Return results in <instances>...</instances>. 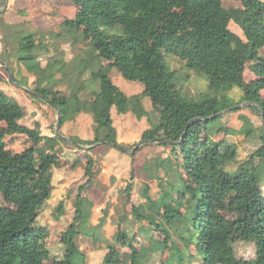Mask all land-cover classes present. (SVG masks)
I'll use <instances>...</instances> for the list:
<instances>
[{"label": "trees", "instance_id": "obj_1", "mask_svg": "<svg viewBox=\"0 0 264 264\" xmlns=\"http://www.w3.org/2000/svg\"><path fill=\"white\" fill-rule=\"evenodd\" d=\"M69 1L75 15L61 27L93 54L90 62L95 63L89 70L98 81L95 99L80 107L77 95L57 97L53 85L44 84L53 78L56 61L42 66L32 53L40 44L34 33H22L17 36L16 52L22 53L17 60L36 76L39 87L34 92L59 111L60 125L73 117L70 108L73 115L92 114L94 137L75 141L82 144H118L111 109L149 120L147 102L158 119L142 132L140 143L158 139L155 143L167 149L164 158L156 161L157 167L166 169L165 186L158 183L159 190L153 193L146 183L144 202L131 207V221L146 224L133 226L122 215L105 240L100 264H146L152 253L168 250L170 258L191 247L195 254L188 255L198 257L199 264H240L234 250L237 242L255 244L250 264H264V2L240 0L239 7L226 9L223 0ZM230 21L239 26L243 38L229 28ZM27 49L31 52L23 54ZM169 57L204 76L205 91L185 94ZM246 67L253 75L248 82ZM112 68L128 81L141 82L143 90L124 94L109 76ZM233 88L241 91L238 101L228 94ZM242 103L262 123L257 128L248 116H238L242 123L238 132L251 137L257 131L259 142L247 158L239 160L237 145L227 140L236 133L234 129L212 123L224 113L239 111L236 106ZM221 111L225 112L217 115ZM24 116L18 101L0 88V264H89L75 239L84 235L97 243L104 233L105 208L98 223L89 228L94 203L87 192L95 185L94 160L85 156L86 181L77 188L73 219L59 235L63 253L51 256L47 229L37 219L52 196V167L59 164L57 150L63 139L55 133L41 134L38 122L33 127L21 124ZM17 135L25 136L31 145L11 152L6 138ZM131 189L127 184L128 201ZM63 213L60 201L54 216L58 220ZM154 231L163 238H153ZM136 236H143L147 244L137 245Z\"/></svg>", "mask_w": 264, "mask_h": 264}, {"label": "rangeland", "instance_id": "obj_2", "mask_svg": "<svg viewBox=\"0 0 264 264\" xmlns=\"http://www.w3.org/2000/svg\"><path fill=\"white\" fill-rule=\"evenodd\" d=\"M261 1L264 2V0ZM239 6L240 0H223V7L226 9ZM75 10L69 0H0V88L13 96L23 107L25 116L20 120V123L33 127L34 123L38 122L43 135L55 133L57 111L34 92L39 87L35 83L36 76L29 73L25 65L17 60V57L22 54L16 52L17 36L22 33H34L36 42L40 44L32 53L37 54L41 65L45 66L47 61H56L53 66L56 70L53 78L47 79L44 84H52L57 97L77 95L80 107L85 106L94 101V92L98 88V81L91 78L92 74L89 70L92 68L90 59L93 54L83 41H77L76 37L71 39L67 35V31L61 27V23L65 19L74 17ZM229 28L243 38L241 29L234 22L230 21ZM56 33H60V36H55ZM30 52L27 49L23 54ZM4 60L8 62V65ZM168 61L171 68L176 70L178 85L185 94L196 96L205 91L207 81L204 76L184 69L173 57H169ZM6 69L12 74L15 82L11 81ZM109 76L112 82L127 96L138 94L144 88L141 82L124 79L115 68L109 71ZM244 79L246 82L253 79V75L247 67L244 70ZM228 94L234 101H238L241 91L238 88H233ZM144 103H146L145 108L150 112L149 120L146 117L137 119L132 112L117 114L114 108L111 109V118L116 129L118 144L130 151L139 145L133 154L123 152L112 145L76 143L75 141L83 142L93 139L94 121L90 112L81 111L73 115L74 108H70L73 117L60 125L58 131L68 140L63 139L58 144L57 160L59 164L52 167V184L54 186L52 196L40 209L37 219L38 224L47 229L46 243L51 256L59 257L63 253L64 247L59 240V235L71 223L77 188L86 181L84 175L85 156H91L94 160L95 177L94 187L87 192L90 200L94 203L89 228L98 223L99 217L102 215L101 210L106 209V223L100 241L94 243L90 237L84 235H79L75 239L79 249L86 255L88 263L100 264L106 252L105 240L111 237L116 223L122 215L126 214V217H129V223L133 226L146 224L145 222L131 221V207L144 202L142 189L146 183H149L153 193L159 190L158 183L165 186L166 169L157 167L156 161L164 158L167 149L156 143H140L142 132L156 124L158 119V114L151 111L147 102ZM240 115L248 116L253 126L257 128L261 126L262 122L259 116L245 107H241L237 112L224 113L221 120L215 121L212 126L216 127L221 123L227 128L234 129L236 133L227 136V140L237 145V159L242 160L247 158L259 142L257 131L251 137H246L238 132L242 124L238 118ZM2 124L3 122H0V125ZM162 135L163 130L159 128L158 136ZM223 136V134L217 135V137ZM6 143L11 152H19L31 145L23 135L7 137ZM233 167L234 165L231 166V168ZM129 183L132 185V189L128 201L125 189ZM60 201L64 203V213L57 220L54 213ZM168 229L173 240L182 248L181 241L174 230ZM152 236L156 239L163 238V235L157 231H154ZM136 243L137 245L143 243L146 245L147 240L143 236H136ZM98 246L101 249H98ZM122 250L128 252L127 248ZM234 250L236 256L241 260L240 264H250V261L255 258L256 249L253 243L237 242L234 244ZM188 252L194 255V247H191L189 251L185 249L183 253L170 258L168 250H164L162 253H152L145 261L146 264H162L168 258L165 264H199L200 259L189 257ZM179 256H181L180 259Z\"/></svg>", "mask_w": 264, "mask_h": 264}, {"label": "water", "instance_id": "obj_3", "mask_svg": "<svg viewBox=\"0 0 264 264\" xmlns=\"http://www.w3.org/2000/svg\"><path fill=\"white\" fill-rule=\"evenodd\" d=\"M2 65H4L3 63H1ZM7 70V69H6ZM7 72H8V70H7ZM8 74H9V77H10V79H11V81L12 82H15V79H14V77L12 76V74L10 73V72H8ZM245 104H239V105H237L236 106V108L237 109H239V108H241V107H243ZM225 111H221V112H219L217 115H220V114H222V113H224ZM216 115H214V117H215ZM59 128H60V113H59V111H57V124H56V129H55V134H57L58 136H60L62 139H65V140H68V138H66V137H64V136H61L60 134H59ZM148 143H155V142H158V139H156V140H151V141H147ZM142 144L144 143V142H141ZM79 146V145H78ZM112 146H114V147H116V148H118V149H120L121 151H123V152H126V153H130V154H133L134 152H135V150L139 147V145H136L134 148H132V150L130 151V150H127L126 148H124V147H121L120 145H118V144H112Z\"/></svg>", "mask_w": 264, "mask_h": 264}, {"label": "crops", "instance_id": "obj_4", "mask_svg": "<svg viewBox=\"0 0 264 264\" xmlns=\"http://www.w3.org/2000/svg\"><path fill=\"white\" fill-rule=\"evenodd\" d=\"M17 1H19V0H17Z\"/></svg>", "mask_w": 264, "mask_h": 264}]
</instances>
